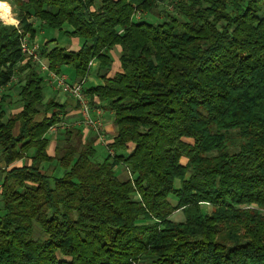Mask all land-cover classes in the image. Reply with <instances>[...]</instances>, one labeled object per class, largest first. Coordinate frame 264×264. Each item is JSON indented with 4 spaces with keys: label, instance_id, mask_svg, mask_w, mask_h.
Returning <instances> with one entry per match:
<instances>
[{
    "label": "trees",
    "instance_id": "obj_1",
    "mask_svg": "<svg viewBox=\"0 0 264 264\" xmlns=\"http://www.w3.org/2000/svg\"><path fill=\"white\" fill-rule=\"evenodd\" d=\"M4 1L21 17L0 22V90L16 86L21 110L1 95L0 264H264V0ZM162 3L161 23L133 20ZM28 16L81 41L42 45L50 72L81 80L97 63L85 94L117 127L103 160L80 129L50 133L65 108L21 52Z\"/></svg>",
    "mask_w": 264,
    "mask_h": 264
},
{
    "label": "crops",
    "instance_id": "obj_2",
    "mask_svg": "<svg viewBox=\"0 0 264 264\" xmlns=\"http://www.w3.org/2000/svg\"><path fill=\"white\" fill-rule=\"evenodd\" d=\"M43 29L45 32L47 31V28L46 29L43 28ZM42 34H43V32H42ZM56 34H57V36H55L51 39H43L41 45H44V43L48 40H53L55 43H57L59 45L60 48H64L67 51H70V52L79 51V49L81 47V43L78 39L69 38L68 40H65L66 43L61 45L60 44L61 33L57 32ZM109 55H110L113 62H112L111 71L106 76L107 78L112 77L115 73H119L121 71L119 61H118L119 60V48H117V47L113 48L111 51H109ZM92 65L90 67L89 76L87 78H85L86 89H90L92 87H98V86L103 84V80L101 78L102 74L98 70L97 63L94 61V62H92ZM60 75H63L67 79L68 82H76L78 80L75 78L73 70L70 67L64 66L61 69ZM51 88H52V86H50L46 83V88H45V91L43 93L44 102L48 101V100H53L56 103H58L59 105H63L65 108L64 122L68 126V128L80 129L82 131V135L85 139L90 140L91 138H94V135L92 132L87 131L86 129H84V127H82L81 124H79L78 107H77L76 102L68 96L57 95V92L55 90H53L54 88H52V89ZM7 89L2 90V91L0 90V92H2V95L3 94L9 95V96L11 95V93L6 92ZM87 95L90 98V103H91L90 105L92 108L90 110L91 116H93V117L99 116V118L98 117L97 118L99 120H101V123L103 125V132H104L105 138L107 140H109L111 143L113 138L115 137V135L117 133V127L114 123V115L111 111L108 110L106 102L101 101L96 96L92 97L89 94H87ZM13 98H15V96H13ZM8 108H9V106H8ZM5 109H7V108L4 107V111L8 115L17 114L21 110V105L20 104L18 105V108L16 111L10 110V112H7ZM7 110H9V109H7ZM42 119H43L42 114L37 115L35 118V120L37 122H40ZM15 133H17V129H15ZM87 136H89V137L87 138ZM46 137L49 140L48 154L53 156L52 154L55 151L56 145H59L58 143H60L59 139L57 136L51 135L50 133H48ZM97 147H100V146L95 142L94 149L96 151V159L101 161L104 159L105 155L101 156L97 151ZM99 157H102V159H99ZM28 163H29L28 160H23V161L16 162L13 165L14 166H22V165H27ZM119 176H120V178H124L123 171L119 172Z\"/></svg>",
    "mask_w": 264,
    "mask_h": 264
},
{
    "label": "rangeland",
    "instance_id": "obj_3",
    "mask_svg": "<svg viewBox=\"0 0 264 264\" xmlns=\"http://www.w3.org/2000/svg\"><path fill=\"white\" fill-rule=\"evenodd\" d=\"M8 6H9V8H10V18H11V21H13V20H15V21H17L18 23H15V24H13V23H11V22H6V21H3L2 19H0V22L1 23H3L4 25H7V26H14V27H18V24H19V20H18V17H21L20 15H18L19 14V10L15 7V6H13L10 2H8V1H4ZM167 10H169L170 12L172 11V8L171 7H169V6H166L165 5V3H162V4H159V6L157 7V9L154 11L155 12V14H140V13H138V14H136L135 16H134V18H133V20L134 21H140V20H146V21H148V22H152V23H161L162 21H163V18H164V16H165V14L166 13H164V11H167ZM26 21L27 22H30V23H32L34 26H35V31H36V34L34 35V37L33 38H31V37H29V35H27L26 36V41H27V44H31L30 46H33L34 48H35V52H36V54H37V57H38V59L40 58V59H42V61H44V62H46L41 56H40V51H41V47H42V45H41V43H42V41H43V39H51V38H53V37H55V36H57V32L56 31H54V30H50V29H47V31L45 32L44 31V29L43 28H45L44 26H42V24L39 22V21H36L34 18H32V17H30V16H28L27 17V19H26ZM46 29V28H45ZM42 32H43V34H42ZM69 39V37H67L66 35H64L63 33H61V36H60V44L62 45V44H64V43H66V41L65 40H68ZM49 41H51V40H48V41H46L45 43H48ZM44 43V44H45ZM80 43H81V41H80ZM58 46L59 47V45L57 44V43H53V42H51V44H49L48 45V47L50 48V47H53V46ZM60 48V47H59ZM34 59V58H33ZM35 66H36V69H37V72H38V74L40 75V77L44 80V82H45V86H44V89H43V93H44V91H45V88H46V83H47V81H49L50 79H51V76H50V74H48V72H46V71H43L42 69H41V66L39 65V63H37V62H35V61H31ZM47 63V62H46ZM93 66V65H92ZM55 74V73H54ZM58 75V74H57ZM50 86H52V88H54L53 90H55L56 92H57V95H62V96H68V95H66V94H64L63 92H61V90L57 87V85H55V86H53V85H51L50 84ZM14 87V88H13ZM13 87H11V89L10 90H7L6 92H9V93H11V95H12V97L6 102V104H4V107H6L7 109H9V110H7V109H5L7 112H10V110H14V111H16L17 110V108H18V105H19V103L17 102V93H18V91H17V89L15 88L16 86H13ZM51 88V89H52ZM5 92V93H6ZM1 95H2V92H0V97H1ZM13 96H15V98H13ZM68 97H70V96H68ZM71 98V97H70ZM71 99H73V98H71ZM74 100V99H73ZM45 102H47V101H45ZM76 104H77V107H79V103L78 102H76ZM89 104H91V103H89ZM8 106H9V108H8ZM90 107H91V105H90ZM78 114H79V112H78ZM89 116L94 120V119H96V120H99L98 118H99V116H96V117H93V116H91V114H89ZM98 117V118H97ZM100 122H101V120H99ZM102 124V123H101ZM82 127H84V126H82ZM84 129H86L87 131H89V132H92L93 133V135H94V138L93 139H95V142L100 146V147H97V151H98V153L101 155V156H103V155H105V157L107 156V154L108 155H110L111 153H110V149H109V144H111L110 143V141L109 140H107V139H105L106 141V143H101L99 140H98V138H97V136H96V134H95V132L91 129V127H84ZM81 131V130H80ZM81 134H82V131H81ZM86 135V134H85ZM84 135V136H85ZM54 136H57V135H54ZM59 136V135H58ZM83 136V135H82ZM89 136H87V138H88ZM62 138L61 137H59V142L60 141H62L61 140ZM84 141H88L89 139H85L84 137L82 138ZM92 139V138H91ZM95 144V143H94ZM235 151V149L233 150H229L228 152L229 153H233ZM55 154V151H54V153L52 154V155H54ZM99 159H102V157H99ZM3 164H1L0 163V168H3ZM122 168L121 167H117L116 169H115V172H117V174L119 175V172L120 171H123V170H121ZM123 175L124 176H127L128 175V172L127 171H123ZM120 177V176H119ZM177 186H179L178 184V181H176V183H175ZM203 212L204 213H209L211 210L209 209V207L208 206H204L203 208ZM262 214H264V212H262ZM173 220H174V222H183V215L180 213V212H177V213H175L173 216ZM35 236H40V234H38V227L36 226V233H35Z\"/></svg>",
    "mask_w": 264,
    "mask_h": 264
},
{
    "label": "built area",
    "instance_id": "obj_4",
    "mask_svg": "<svg viewBox=\"0 0 264 264\" xmlns=\"http://www.w3.org/2000/svg\"><path fill=\"white\" fill-rule=\"evenodd\" d=\"M31 44H27L26 39L22 41L21 44V52L22 54L27 57L28 59H31L41 66V69L43 71L48 72L50 74L51 79L47 81L48 85H57V87L63 92L64 94L70 96L74 99L75 102L79 103L78 112H79V124H81L84 127H91V129L95 132L98 140L101 143H106L105 141V135L103 132V125L99 120L92 119L89 114L90 110L92 109L90 107V98L85 94L84 90V82L85 78L78 80L76 82H68L67 79L60 74H54L48 70L47 63L42 61V59H38L36 50L33 46H30ZM34 58V59H33ZM91 62L89 63V66H91ZM68 126L65 124V122H61L57 125H54L50 128V133H56L57 130H64Z\"/></svg>",
    "mask_w": 264,
    "mask_h": 264
},
{
    "label": "clouds",
    "instance_id": "obj_5",
    "mask_svg": "<svg viewBox=\"0 0 264 264\" xmlns=\"http://www.w3.org/2000/svg\"><path fill=\"white\" fill-rule=\"evenodd\" d=\"M10 13L9 6L4 2V0H0V19L4 18L5 15ZM11 23L15 24L18 23L17 21L13 20Z\"/></svg>",
    "mask_w": 264,
    "mask_h": 264
},
{
    "label": "bare ground",
    "instance_id": "obj_6",
    "mask_svg": "<svg viewBox=\"0 0 264 264\" xmlns=\"http://www.w3.org/2000/svg\"><path fill=\"white\" fill-rule=\"evenodd\" d=\"M10 14H7L4 16V18H2L3 21H6V22H11V18L9 16Z\"/></svg>",
    "mask_w": 264,
    "mask_h": 264
}]
</instances>
